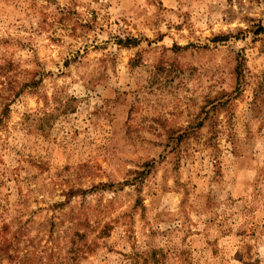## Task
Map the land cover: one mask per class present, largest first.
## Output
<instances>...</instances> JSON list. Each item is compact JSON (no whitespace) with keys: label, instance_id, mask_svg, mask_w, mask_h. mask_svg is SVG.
<instances>
[{"label":"rangeland","instance_id":"rangeland-1","mask_svg":"<svg viewBox=\"0 0 264 264\" xmlns=\"http://www.w3.org/2000/svg\"><path fill=\"white\" fill-rule=\"evenodd\" d=\"M0 264H264V0H0Z\"/></svg>","mask_w":264,"mask_h":264},{"label":"trees","instance_id":"trees-1","mask_svg":"<svg viewBox=\"0 0 264 264\" xmlns=\"http://www.w3.org/2000/svg\"><path fill=\"white\" fill-rule=\"evenodd\" d=\"M256 100H257V94H256V98H255ZM256 104V103H255Z\"/></svg>","mask_w":264,"mask_h":264}]
</instances>
